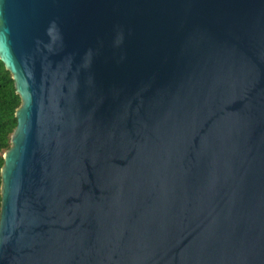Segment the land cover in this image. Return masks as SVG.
<instances>
[{"label":"water","instance_id":"95a60500","mask_svg":"<svg viewBox=\"0 0 264 264\" xmlns=\"http://www.w3.org/2000/svg\"><path fill=\"white\" fill-rule=\"evenodd\" d=\"M0 60V264H264V0H0Z\"/></svg>","mask_w":264,"mask_h":264},{"label":"trees","instance_id":"16d2710c","mask_svg":"<svg viewBox=\"0 0 264 264\" xmlns=\"http://www.w3.org/2000/svg\"><path fill=\"white\" fill-rule=\"evenodd\" d=\"M21 99L16 93L15 82L5 64L0 60V208H1V169L4 153L11 146V137L17 126L16 110Z\"/></svg>","mask_w":264,"mask_h":264}]
</instances>
